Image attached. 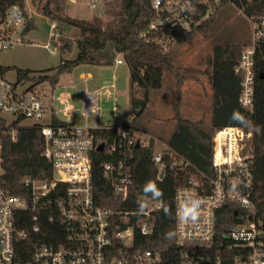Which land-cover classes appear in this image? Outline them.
<instances>
[{
    "label": "built area",
    "instance_id": "built-area-1",
    "mask_svg": "<svg viewBox=\"0 0 264 264\" xmlns=\"http://www.w3.org/2000/svg\"><path fill=\"white\" fill-rule=\"evenodd\" d=\"M234 0H154L158 13L140 37L149 40L152 32H164L171 40V33L180 26L191 28L208 20L225 5ZM95 8H100L95 0ZM253 26V40L244 45L235 72L242 74L239 101L245 108L254 105V63L257 46L264 43V8L258 15L248 16ZM27 17L19 4L7 10L0 22V51L9 50L23 41ZM23 30L17 32L19 25ZM53 38L59 36L58 24ZM156 40L163 41L160 35ZM52 42V41H51ZM58 39L46 43L52 53ZM167 48V47H166ZM116 63L123 60L116 54ZM90 75H87L89 77ZM31 82L30 85H25ZM47 81L19 79L12 82L0 74V111L13 117L8 121L32 119L41 126L45 137L43 155L50 161L53 175L38 179L27 176L24 185L28 195H20L0 182V264H174L154 247L144 241L137 244L135 225L142 236L154 233L153 213L162 208L158 200L138 195L132 207L120 209L103 206L94 192L93 154L104 152L108 157L102 162L103 172L110 179L115 193L123 202L129 201L133 182L131 158L133 149L148 146L152 139L137 137L135 131L124 125H113L101 120L100 91L82 92V110L75 117L76 107L68 90L50 93ZM53 90V89H51ZM106 89L104 94L110 95ZM57 102L58 106L55 105ZM59 112L66 119H61ZM49 115L48 121H44ZM105 132L104 136L98 132ZM8 132L17 139V127ZM103 144V150L98 146ZM156 143V142H155ZM253 132L241 126H225L213 135L212 174L197 173L180 185L175 194L176 213L185 197L203 200L202 214L196 224L177 220L175 232L182 248L176 264H264V220L258 216L253 199L255 191V160L252 150ZM0 144V153H1ZM167 145L153 156V163L160 172L165 170L163 153ZM1 162V156H0ZM185 167L188 162H181ZM1 173V170H0ZM165 175V172H164ZM235 185V189H233ZM141 203L146 207L141 208ZM234 210L240 221L228 226L220 244L223 254L209 258L207 252L217 234V219L221 210ZM31 213L29 229L19 225ZM30 219V218H29ZM45 220L56 222L65 229L58 245L35 242L30 255L24 241L34 240L43 230Z\"/></svg>",
    "mask_w": 264,
    "mask_h": 264
},
{
    "label": "trees",
    "instance_id": "trees-1",
    "mask_svg": "<svg viewBox=\"0 0 264 264\" xmlns=\"http://www.w3.org/2000/svg\"><path fill=\"white\" fill-rule=\"evenodd\" d=\"M52 0H47L39 11L48 15L61 24L57 27L58 48L61 52L72 50L74 39L63 34L64 23L74 25L80 29V36L75 39L78 47L76 57L62 58L61 63L45 71L35 72L31 69L17 68L19 79L47 81L54 89L59 84L64 73L71 72L80 64H99L106 61L99 52L106 48L109 42L114 43L116 53L123 54L130 66V105L139 117L150 103L152 89L163 85L164 70L168 69L178 75L174 63V54L177 48L186 41L192 31L199 29L207 31L206 24L211 22L216 12L206 21L191 28L178 26L171 33V40L164 37V32H152L149 40L140 37V32L148 27L150 22L157 18L158 13L154 7V0H119V9L116 18L107 26L97 18L93 22L73 19L59 15L49 6ZM14 4H19L27 17V22L22 34L24 35L35 27L34 18L25 11L26 0H0V22L6 17L7 10ZM234 6L243 11L246 16L258 15L264 8V0H234ZM160 35L163 41L156 40ZM248 44V43H247ZM246 44L215 43L207 62L211 67L209 72L212 86V126L206 129L201 120L182 117L180 110L176 111V125L172 136L166 141L167 149L163 153L165 175L158 178L159 167L153 163L156 151L155 140L145 147L133 149L131 158L133 182L130 189L129 201L123 202L115 193L110 179L104 174L102 162L108 157L104 152L94 151L93 154V184L95 196L99 202L108 208L117 207L127 209L132 207L138 195L151 194L144 192V185L154 182L163 192L164 206L169 211L166 214L164 206L153 213L154 233L142 236L135 225L136 242L144 241L146 247L159 249L168 262L176 264L181 249L188 245H180L175 232L176 204L175 194L178 187L191 175L203 173L212 174L213 135L215 130L225 126H241L253 132L252 150L255 160V191L253 195L258 216L264 220V43L257 46L254 63V105L245 108L239 101L242 74L235 72V66L241 58L242 49ZM167 47V48H166ZM12 67H0V72L5 74ZM180 86V82H178ZM242 116L243 121L234 119L233 114ZM22 120L8 123L7 118L0 111V182L6 188L20 195H28L29 189L24 185L27 176L45 179L53 175L50 161L43 155L45 137L41 126L20 125ZM12 126L17 127V139L13 140L8 132ZM133 129L132 124L126 125ZM258 129V131H257ZM134 130V129H133ZM99 135L105 132L99 131ZM181 162H188L184 166ZM152 198V197H151ZM30 218V219H29ZM240 221L239 213L234 210H221L217 219V234L214 242L208 246L207 255L213 258L222 255L220 240L228 226ZM31 226V213L19 225L20 229H29ZM173 233L168 239L165 233ZM65 229L63 226L50 220H45L43 230L34 240L24 241L26 248L22 255H30L31 247L40 244L58 245L63 240Z\"/></svg>",
    "mask_w": 264,
    "mask_h": 264
},
{
    "label": "rangeland",
    "instance_id": "rangeland-1",
    "mask_svg": "<svg viewBox=\"0 0 264 264\" xmlns=\"http://www.w3.org/2000/svg\"><path fill=\"white\" fill-rule=\"evenodd\" d=\"M94 1L52 0L49 6L61 16L89 22L98 18L103 26H107L116 18L119 0H96L99 9L92 6ZM46 2L47 0H26L25 11L34 18L35 27L23 35L22 42L9 50L0 51V67H12L4 74L12 82L18 81L17 69L13 67L41 72L59 65L62 58L72 59L77 55L75 39L80 36V29L68 23L62 25L63 34L74 39L72 50L61 52L52 44L55 49V53H52L45 47L46 43L51 44L58 39V36L52 37L56 32L52 23L56 21L58 26L61 24L39 11V7ZM23 27V24L19 25L15 33H20ZM206 28V32L199 29L192 31L190 37L177 48L174 63L178 75L168 69L164 70L162 87L151 90L150 103L139 117L131 109L130 66L121 53H117L123 60L120 64L115 61L80 64L71 72L64 73L56 88H51L49 83L45 87L47 90L53 89H50V93L54 91V94L62 90L72 93L71 102L77 109L73 118L81 113L82 92L100 91L101 120L119 126L132 124L137 137L143 140L154 139L157 150L160 151L175 130L177 107L182 117L201 120L206 129H211L213 100L209 77L211 67L207 58L212 53L213 45L226 42L247 44L253 40L250 19L232 4L219 8ZM89 74L91 75L86 78ZM30 84L31 82H27L25 85ZM106 89L110 90V95L104 94ZM55 105L58 106L57 102ZM58 115L61 119H66L62 112ZM49 117L47 115L43 120L48 121ZM6 118L10 121L13 117ZM35 123V120L25 119L20 125Z\"/></svg>",
    "mask_w": 264,
    "mask_h": 264
},
{
    "label": "clouds",
    "instance_id": "clouds-1",
    "mask_svg": "<svg viewBox=\"0 0 264 264\" xmlns=\"http://www.w3.org/2000/svg\"><path fill=\"white\" fill-rule=\"evenodd\" d=\"M233 118L234 119H238L243 121V117L238 115V114H233ZM258 131V129H257ZM235 185H233V189H235ZM144 192L146 194H151V197L154 200H158L161 202L162 206H164V202H163V192L161 189L158 188V186L154 183V182H147L144 185ZM202 205H203V200L200 198H196V197H185L182 201V203H180L179 208L177 210L176 213V218L179 222L184 223V224H196L198 223V221L200 220L201 214H202ZM141 208L143 209L144 207H146L145 204L141 203ZM163 210L165 211V213L167 214L169 209L167 206H164ZM173 233L168 232L165 233L166 238L171 239L172 238Z\"/></svg>",
    "mask_w": 264,
    "mask_h": 264
},
{
    "label": "water",
    "instance_id": "water-1",
    "mask_svg": "<svg viewBox=\"0 0 264 264\" xmlns=\"http://www.w3.org/2000/svg\"><path fill=\"white\" fill-rule=\"evenodd\" d=\"M99 54L103 57H106V61L107 62H112L114 61L115 57H116V50H115V47H114V43L113 42H109L106 46L105 49L101 50L99 52ZM136 147H139V142H137L136 144ZM98 150H103V144L101 143L99 146H98ZM164 172L165 170L162 169L161 172H160V178H163L164 177Z\"/></svg>",
    "mask_w": 264,
    "mask_h": 264
},
{
    "label": "crops",
    "instance_id": "crops-1",
    "mask_svg": "<svg viewBox=\"0 0 264 264\" xmlns=\"http://www.w3.org/2000/svg\"><path fill=\"white\" fill-rule=\"evenodd\" d=\"M55 23H57L56 21H54ZM58 24V23H57ZM89 75H91V74H89Z\"/></svg>",
    "mask_w": 264,
    "mask_h": 264
}]
</instances>
